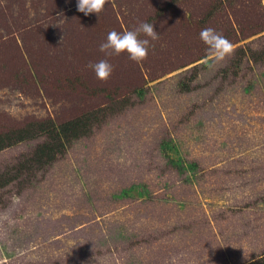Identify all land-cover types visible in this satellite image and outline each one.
<instances>
[{"label":"rangeland","instance_id":"rangeland-1","mask_svg":"<svg viewBox=\"0 0 264 264\" xmlns=\"http://www.w3.org/2000/svg\"><path fill=\"white\" fill-rule=\"evenodd\" d=\"M142 21L146 58L97 79L107 34ZM263 52L264 0H0V136L78 121L50 163L28 161L48 134L0 150V264H260Z\"/></svg>","mask_w":264,"mask_h":264},{"label":"clouds","instance_id":"clouds-1","mask_svg":"<svg viewBox=\"0 0 264 264\" xmlns=\"http://www.w3.org/2000/svg\"><path fill=\"white\" fill-rule=\"evenodd\" d=\"M76 3L79 12L89 15L90 13L98 14L105 0H76ZM199 37L206 46V50L213 55L214 61H221L232 53L231 42L214 28H202ZM158 38L159 33L155 30L154 24L147 21L140 22L132 30H112L107 34L105 41L99 45V51L105 58L91 62L89 67L97 79L106 80L113 71V65L107 57L125 54L131 61L140 62L148 55L151 41Z\"/></svg>","mask_w":264,"mask_h":264},{"label":"trees","instance_id":"trees-1","mask_svg":"<svg viewBox=\"0 0 264 264\" xmlns=\"http://www.w3.org/2000/svg\"><path fill=\"white\" fill-rule=\"evenodd\" d=\"M262 56H264V52ZM81 121L82 123H80V125L85 126V127L86 125H88L89 120L85 119ZM75 123L68 122L62 125L61 127H57V128L52 123H41L39 126L32 128V130L25 128V130L23 131L15 132L16 134L14 133L15 135L13 137L11 134H10L11 136L10 135H4V137L0 136V150H2L5 147H9L14 144H17L21 141L30 140L37 135L48 134L50 141L46 144L44 143L42 146H39L37 150L35 151L34 155L32 156V158H30V160L28 161H31V162L33 161L35 165L37 164L42 165V163L44 162L50 163V161H52L55 158L56 151H58V153H61L62 151V147L58 146L59 142L62 141L61 139L69 142L70 141L69 139L71 137L72 138L77 137L78 135L76 131L77 128L74 127V124L77 126L78 121H76ZM81 130L82 129H80V131ZM56 148L58 150H55ZM260 264H264V256L261 258Z\"/></svg>","mask_w":264,"mask_h":264}]
</instances>
